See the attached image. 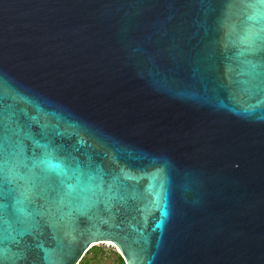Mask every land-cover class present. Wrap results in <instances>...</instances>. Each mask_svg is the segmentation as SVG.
I'll list each match as a JSON object with an SVG mask.
<instances>
[{"label": "water", "instance_id": "95a60500", "mask_svg": "<svg viewBox=\"0 0 264 264\" xmlns=\"http://www.w3.org/2000/svg\"><path fill=\"white\" fill-rule=\"evenodd\" d=\"M0 166L4 264H264V0H0Z\"/></svg>", "mask_w": 264, "mask_h": 264}, {"label": "trees", "instance_id": "16d2710c", "mask_svg": "<svg viewBox=\"0 0 264 264\" xmlns=\"http://www.w3.org/2000/svg\"><path fill=\"white\" fill-rule=\"evenodd\" d=\"M108 252H113L116 260V264H126L124 258L120 252L116 249H106L101 245H95L87 252L79 264H100V258ZM100 257V258H99Z\"/></svg>", "mask_w": 264, "mask_h": 264}, {"label": "rangeland", "instance_id": "374dc122", "mask_svg": "<svg viewBox=\"0 0 264 264\" xmlns=\"http://www.w3.org/2000/svg\"><path fill=\"white\" fill-rule=\"evenodd\" d=\"M97 245H101V246H103V248H106L107 250L108 249L110 250V249H113V248L118 250L114 245H112L110 243H101V244H97ZM99 263L100 264H116L114 253L113 252H108L107 254L103 255V257L100 258Z\"/></svg>", "mask_w": 264, "mask_h": 264}, {"label": "snow or ice", "instance_id": "6c2138e0", "mask_svg": "<svg viewBox=\"0 0 264 264\" xmlns=\"http://www.w3.org/2000/svg\"><path fill=\"white\" fill-rule=\"evenodd\" d=\"M253 72H254V74H259V73H256L255 66L253 67ZM35 166L36 165L34 163L33 167H35ZM55 167L60 168V165L57 164ZM70 170H71V165L66 164V165H64L63 171L60 173H57V175L58 176L65 175ZM7 180H8V178L6 176H4V174H3V168H2V166H0V181H7ZM8 182H11V181H8ZM81 214L86 215L87 213H81ZM0 264H4V258L2 256H0Z\"/></svg>", "mask_w": 264, "mask_h": 264}]
</instances>
